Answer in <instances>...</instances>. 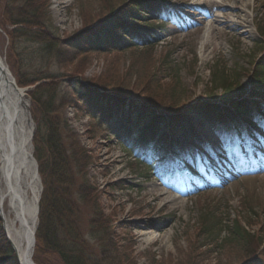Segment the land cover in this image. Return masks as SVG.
<instances>
[{"label":"rangeland","instance_id":"rangeland-1","mask_svg":"<svg viewBox=\"0 0 264 264\" xmlns=\"http://www.w3.org/2000/svg\"><path fill=\"white\" fill-rule=\"evenodd\" d=\"M129 1L50 0L53 29L59 40L68 39L86 28L84 14L90 18L88 23L95 25ZM263 3L264 0H164L167 13L148 17L150 25H163L159 42L148 48L94 52L86 57L79 56L61 69L53 57L47 56L44 60L33 57L32 51L37 46L23 43L21 49L30 47L31 53L26 56L28 65L24 69L29 73L44 69L60 76L69 92L72 88L68 80L77 78L99 85L104 83L110 88H123L135 99L156 93L164 96L165 105L173 106L172 113L186 111L200 100L221 104L224 92L215 85L214 73L220 76L223 72L233 82L238 80L244 92H248L250 72L264 55L262 26L259 27L264 17ZM225 12L231 15L224 17ZM208 16H218V22ZM155 19L163 23L158 24ZM0 56L10 69L9 40L1 29ZM34 87L24 88L30 92ZM245 98L250 100L249 93L242 99ZM33 109L31 102V114ZM64 115L82 146L91 149L96 156L90 177L101 193L102 210L114 227L112 242L117 246V257L130 259L129 264H193L192 241L201 234L200 219L208 211L215 208L219 210L216 216L221 212L224 216L227 206L239 210L246 199L257 209L264 206V169L254 178L241 176L243 167H233L232 161L226 158L219 163L220 168L208 173V177L202 175L201 160L207 161L210 156L226 148L230 150L232 146L231 139L222 136L223 131L218 126L208 124L198 114L190 113L192 124L184 126L185 137H194L198 148L192 151L183 138H179L182 133L179 129L176 131L177 144L172 148L179 149L182 154V165L193 166L202 175L198 180L204 187L199 186L201 192L209 189L204 192L206 194L191 187V182L197 178L190 176V172L174 176L171 182L160 183L157 176L148 173L152 164L136 161L132 152L127 151L123 135L113 136L108 131L105 132L107 136L98 134L90 138L94 128L84 110L68 107ZM114 126L115 123L110 124V128ZM164 144L170 149V143ZM218 174L232 181L219 184L218 188H212L214 184L205 187L207 180ZM223 185L228 189L221 188ZM162 192L166 194L161 195ZM91 214V209H84L81 227L88 246L101 259L99 236L89 226ZM252 229L261 231L259 226ZM208 256L203 262L199 260V264H239L237 257L226 251ZM3 259L0 254V262ZM8 264L14 263L9 261Z\"/></svg>","mask_w":264,"mask_h":264},{"label":"trees","instance_id":"trees-1","mask_svg":"<svg viewBox=\"0 0 264 264\" xmlns=\"http://www.w3.org/2000/svg\"><path fill=\"white\" fill-rule=\"evenodd\" d=\"M161 7L156 0H130L116 11L112 9L111 14L95 25H90V18L84 14L86 28L68 39L59 40L52 26L50 0H0V28L9 40L10 69L19 87L35 86L29 92L37 125L33 139L34 157L44 187L33 257L36 264L130 263V259L117 257L118 249L112 242L114 227L102 210L99 202L101 193L90 177L96 156L91 149L82 146L79 136L70 129L64 115L66 108L87 113L94 128L90 131V138L94 139L98 134L107 136L105 132L108 131L113 136L123 135L132 143V148L127 150L134 149L139 156L136 161L143 159L151 163L150 167L147 166L148 173L160 179L184 168L172 158H167L168 153L161 145L169 140L170 132L175 129L183 132L184 126L191 124L190 113L198 114L208 122L223 124L251 110L247 100H239L245 92L238 80L233 82L223 72L220 76L214 73L215 85L224 92L223 104L200 100L186 111L172 113L170 109L173 106L165 105L164 96L156 93L135 99L123 88H110L104 83L99 85L77 78L68 80L72 88L69 92L60 76L44 69H36L32 73L24 69L28 65L26 56L31 53L30 47L21 49L23 43L37 46L32 51L33 57L39 56L42 60L47 56L53 57L61 69L79 56L86 57L94 52L124 51L141 45L148 48L151 36L157 34H153L156 27L148 23L150 14L147 9L153 13ZM262 18L259 27L262 26L260 31L264 39ZM250 79L251 97L264 99V55L254 66ZM225 103L231 107H225ZM112 123L116 126L110 128ZM251 132L252 128H249ZM151 141L158 144L155 152L159 154L147 152L146 147ZM85 208L91 209L89 226L99 236L101 259L88 246L82 231ZM232 210L227 206L224 216L222 212L216 216L215 212L219 210L214 208L200 219L201 234L192 241L193 264H199V260L203 262L209 258L208 255L221 251L235 255L239 264H264V206L257 209L246 199L239 210ZM1 224L0 217V254L4 256L0 264H8L9 261L18 264ZM254 226H259L261 231L254 232Z\"/></svg>","mask_w":264,"mask_h":264},{"label":"bare ground","instance_id":"bare-ground-1","mask_svg":"<svg viewBox=\"0 0 264 264\" xmlns=\"http://www.w3.org/2000/svg\"><path fill=\"white\" fill-rule=\"evenodd\" d=\"M231 12L223 13L229 17ZM218 22V16H208ZM232 23V22H230ZM233 24V23H232ZM0 84V217L6 241L12 247L18 264H32L33 237L38 225V203L42 184L32 159L34 121L29 114L28 100L19 106L5 96ZM162 192L161 195H165ZM178 200V199H175ZM33 262V258H32Z\"/></svg>","mask_w":264,"mask_h":264},{"label":"water","instance_id":"water-1","mask_svg":"<svg viewBox=\"0 0 264 264\" xmlns=\"http://www.w3.org/2000/svg\"><path fill=\"white\" fill-rule=\"evenodd\" d=\"M0 84H2L4 86V89H5L4 96L8 100H10L11 102L15 103V101L13 99H11V95L18 96V98L21 99L19 104L15 103V104H13V106H10L11 109H14V111L17 114L19 113V109L18 108H19L20 104L24 103V101H26V99L28 100L29 114H30L31 118L33 119V116H32V114L30 112L31 101H30V98H29V96L27 94V89H23V88L18 87L15 78L13 77L12 73L10 72V70L8 69L6 64H4V62L1 59V57H0ZM33 121H34V119H33ZM35 133H36V125L34 123V130H33V133H32V159H33V161H34V163L36 165L37 175L40 178L39 166H38V163H37V161H36V159L34 157L33 138H34ZM40 181H41V178H40ZM41 184H42V182H41ZM42 191H43V185H42V188H41V194H42ZM40 198H41V196H40ZM39 202H40V199H39ZM38 215H39V203H38ZM38 225H39V218H38ZM38 225H37V228H38ZM37 228H36V230H37ZM36 230H35V233H36ZM35 233H34V237H33L32 254H31V263L32 264H35L34 262H32V257H33V254H34L35 243H36Z\"/></svg>","mask_w":264,"mask_h":264}]
</instances>
